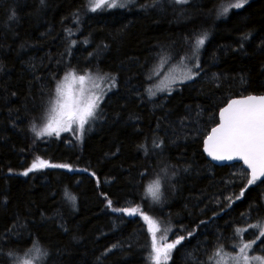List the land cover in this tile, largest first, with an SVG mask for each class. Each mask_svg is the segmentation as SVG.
I'll use <instances>...</instances> for the list:
<instances>
[{
  "label": "trees",
  "instance_id": "trees-1",
  "mask_svg": "<svg viewBox=\"0 0 264 264\" xmlns=\"http://www.w3.org/2000/svg\"><path fill=\"white\" fill-rule=\"evenodd\" d=\"M143 2L137 0V4ZM227 2L192 0L189 18L181 16L179 8L167 0L163 10L145 12L137 7L96 13H85L88 0H47V7L40 11H35L38 0H0V65H3L0 71V243L13 247L30 244L32 237L28 232L20 238L13 236L10 241L4 236L19 215L27 217L33 236L52 248L51 264H97V257L104 249L118 242L124 248L113 249L100 264H146L144 246L149 238L145 222L139 216L113 213L106 208L101 193H107L114 204L119 201L123 206L125 201H135L154 217L160 215L158 207L149 208L150 197L141 200L144 190L137 187L141 183L138 171L147 170L148 175L142 181L146 186L155 178L154 169L158 170L157 158H145L137 149L145 137L151 141L158 119L161 120L159 134L165 137L166 162L190 165L189 171L179 172L175 192L168 196L163 217L170 214L174 231L178 232L181 226L191 230L200 219L212 217L215 198L231 190L225 181L230 179V174L238 173L240 164L216 166L206 159L202 151L203 136L214 125L207 123L205 127L204 123L211 112H218L225 98H232L238 92L239 85L228 80L217 88L208 78L212 73L229 77L246 73L250 78L248 91L253 94L264 91V71L260 69L264 55L255 47L264 37V0H250L244 9L230 10L227 19L217 20L214 13L209 14L214 5ZM9 8L16 9L18 20L14 23L8 21ZM77 10L80 11L78 26L73 22V13ZM253 25L257 32L246 45L247 54L231 51L237 47L239 34ZM201 26L211 32L201 54L207 75L202 73L194 81L186 82L171 96L166 92L157 93L153 98L155 105L148 101L146 93L142 100L138 94L144 92L145 73L159 64L154 58L160 48L172 46L174 53L183 55L187 50L183 36ZM65 28L71 29L74 33L71 38L77 40L71 49L72 62L84 66L88 54L94 53L101 69L118 75V88L101 105L105 117L82 141L68 134L34 141L29 120L45 98L43 92L48 90L50 76L57 72L60 53L66 50ZM85 39L89 42L84 43ZM163 55L167 62V53ZM30 63L36 67L30 68ZM160 104L164 107L157 106ZM188 106L192 119L186 124L199 128V135L191 129L180 133L177 120L189 113ZM197 106L204 112L199 125L194 123ZM165 115L167 119H163ZM175 134H179L176 143H169ZM35 156L51 163H69L73 171L48 168L21 175ZM84 168L89 171H78ZM92 172L96 173L95 177L91 176ZM66 187L77 198L75 209L62 200ZM262 193L264 186H253L246 193V199L236 201L227 215L210 220L207 228L201 226L192 238L183 242V247L178 246L169 264H186L185 253L189 251L207 262L215 232L222 231L227 236L231 230L225 228L226 221L238 220L239 214L246 212L248 204L259 200ZM41 213L46 216L61 213L69 231L42 220ZM73 234L78 239H72ZM180 234L186 235V231ZM168 239L171 241L174 236L169 234ZM128 244L133 246L130 250Z\"/></svg>",
  "mask_w": 264,
  "mask_h": 264
},
{
  "label": "snow or ice",
  "instance_id": "snow-or-ice-1",
  "mask_svg": "<svg viewBox=\"0 0 264 264\" xmlns=\"http://www.w3.org/2000/svg\"><path fill=\"white\" fill-rule=\"evenodd\" d=\"M167 2L179 8L181 16L190 18L189 8L192 0H167ZM249 2L250 0H234V2L228 0L227 3L214 5V9L209 14L214 13L217 20L227 19L231 14L230 10H242ZM46 7L47 0H38V7L35 11ZM137 7L145 12L151 9L163 10L164 0H144L139 4H137V0H88L85 13L117 8L132 10ZM8 12V21L16 22L18 20L16 9L9 8ZM73 22L77 26L79 25V10L73 13ZM64 31L67 34L65 38L66 50L60 53L59 59L56 61L57 72L50 76L48 90L43 92L45 98L36 115L29 120V131L33 134L34 141L42 142L46 137L61 138L63 133H69L76 140L82 141L94 125L105 117V111L101 105L106 103V97L111 99L109 93H114L118 88V75L101 69L99 63L96 62L94 53L88 54L89 59L84 66L72 62L71 49L77 45V40L71 38L74 35L71 29L65 28ZM256 32L257 28L254 25L243 30L237 39V47L232 48L231 51H241L247 54L246 45L252 41ZM210 35L211 32L206 27L193 28L182 38L187 49L183 55L174 53L172 46H162L154 58V62L163 60V54L167 53L169 67L178 59L182 68L170 76H165L157 83L161 72L157 71L155 67H150L145 73L144 92L138 94L141 99L143 100L144 93H146L148 101L155 105L156 101L153 98L157 96V93L166 92L168 96H171L173 91H176L187 81H194L202 73L207 75L201 63V54ZM88 42L85 39L84 43ZM107 47L108 45H103V48ZM255 47L261 55H264V37L260 38ZM29 67L34 69L36 65L30 63ZM260 69L264 71V60L260 63ZM0 71H3V65H0ZM208 79L217 88L221 87L225 81L230 80L239 85V90L232 98H225L222 106H218V112H211L208 121L204 123L205 127L207 123L214 126L203 136V152L214 161L242 162L238 173L230 174V179L225 181L227 185L231 186V190L227 195L222 192L219 197L215 198L216 207L213 209L212 217L209 220L200 219L195 228L191 230H186L181 226L179 232L174 231L170 214L168 217H163V209L168 202V196L175 192V180L179 172L189 171L190 165L184 167L166 162L165 137L159 134L160 119L156 122V129L153 130L151 141L149 142V138L145 137L144 141L137 145V149L143 152L145 158L150 156L157 158L156 168L158 170L154 169L155 178L145 186L142 181L147 177L148 172L147 170L138 171L141 183H138L137 187H142L144 190V197H141V200L150 197L149 208L158 207L160 215L154 217L142 207L141 203H135V201L131 203L125 201L123 206H120L119 201L114 204L107 193H101L106 208L113 213H122L128 217L139 216L145 222L149 238L146 239L144 246L147 252L146 264H169L173 251L178 250V246L183 247V242L192 238L197 229L201 226L207 228L210 220L221 214L227 215L228 210L236 201H240L242 198L246 199V193L253 186H264V91L259 94L249 92L247 85L250 83V78L246 73L240 74L238 77L212 73ZM12 94L15 95V93ZM157 106L164 107L162 104ZM188 107L189 113L177 120L180 133H187L191 129L199 135V128L186 124V121L192 119L190 106ZM197 109L194 123L199 125L204 112L199 109V106ZM132 118L130 117V119ZM135 119H139V117H135ZM163 119H167V115ZM178 138L179 134H175L169 143H176ZM233 167L236 166L233 165ZM48 168L73 171V167L69 163H51L40 156H35L31 165L20 174L28 176L31 172ZM9 171L12 170L9 169ZM78 171L88 172L89 169H78ZM91 176L95 177L96 173L92 172ZM99 183L100 181L97 179V186ZM237 185L239 186L238 191H236ZM76 199V196L70 193L67 187L63 190L62 200L73 209L76 207ZM3 204L6 206L7 199L3 201ZM262 210H264V193L261 194L259 200L248 204V210L240 213L238 220L229 219L226 221L225 228L231 230L227 236L222 231L215 232V242L211 246L212 251L207 262L200 261L194 252L189 251L185 253L186 264L188 261H191V264H264V211ZM41 217L44 221L54 223L62 231H69L61 213H56L53 216L41 213ZM185 231L186 235L180 234ZM24 232H28V235L32 237L27 246L13 247L0 243V264H51L54 255L52 248L42 244L38 238L33 236L28 229L27 217L17 215L13 223L5 230L4 236L10 241L13 236L20 238ZM158 233L160 234L159 238ZM169 234L174 236L171 241L168 239ZM72 239L76 240L78 237L73 234ZM127 247L130 250L133 246L128 244ZM116 248L123 249L124 244L118 242L104 249L101 256L97 257V264H100L102 259ZM205 253H207V249H205Z\"/></svg>",
  "mask_w": 264,
  "mask_h": 264
},
{
  "label": "rangeland",
  "instance_id": "rangeland-1",
  "mask_svg": "<svg viewBox=\"0 0 264 264\" xmlns=\"http://www.w3.org/2000/svg\"><path fill=\"white\" fill-rule=\"evenodd\" d=\"M159 65V66H158ZM162 66V67H161ZM155 67V66H154ZM180 68H182V64L179 62V60H177L171 67H169L168 63L167 62H164V60H161L159 61V64L156 65V70L157 71H160L161 72V76L160 78L157 80V83L160 82V80L164 79L165 76H170L176 72H178L180 70ZM188 82V81H187ZM98 124V122L94 125V127L92 128V130L90 132L87 133L90 134L92 133L95 128H96V125ZM64 134H68L70 135L72 138H75L73 137L71 134L69 133H63L62 135ZM86 135V136H87ZM76 139V138H75ZM264 211V210H263ZM253 222H254V219H253ZM251 231V230H250ZM159 238V237H158Z\"/></svg>",
  "mask_w": 264,
  "mask_h": 264
},
{
  "label": "water",
  "instance_id": "water-1",
  "mask_svg": "<svg viewBox=\"0 0 264 264\" xmlns=\"http://www.w3.org/2000/svg\"><path fill=\"white\" fill-rule=\"evenodd\" d=\"M202 151H203V143H202ZM203 154L205 155V157L208 161H210L213 165H216V166L231 165V164H235V163H238L240 165L242 164V162H238V161H214V160H212L211 157H208L206 153L203 152Z\"/></svg>",
  "mask_w": 264,
  "mask_h": 264
},
{
  "label": "bare ground",
  "instance_id": "bare-ground-1",
  "mask_svg": "<svg viewBox=\"0 0 264 264\" xmlns=\"http://www.w3.org/2000/svg\"><path fill=\"white\" fill-rule=\"evenodd\" d=\"M165 96V95H164Z\"/></svg>",
  "mask_w": 264,
  "mask_h": 264
}]
</instances>
